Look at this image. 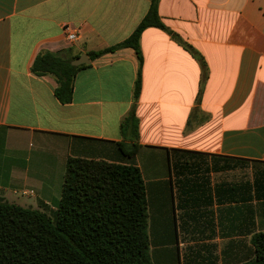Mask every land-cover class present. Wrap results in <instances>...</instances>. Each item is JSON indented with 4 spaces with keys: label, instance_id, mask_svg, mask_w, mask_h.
<instances>
[{
    "label": "crops",
    "instance_id": "obj_1",
    "mask_svg": "<svg viewBox=\"0 0 264 264\" xmlns=\"http://www.w3.org/2000/svg\"><path fill=\"white\" fill-rule=\"evenodd\" d=\"M151 3L0 0V198L53 214L70 156L134 165L153 264H246L264 232V0H159L164 24L201 59L148 27L136 102L131 47L81 68L69 103L55 75L32 71L42 51L124 41ZM66 24L79 40L68 41ZM134 104L138 139L122 129Z\"/></svg>",
    "mask_w": 264,
    "mask_h": 264
},
{
    "label": "trees",
    "instance_id": "obj_2",
    "mask_svg": "<svg viewBox=\"0 0 264 264\" xmlns=\"http://www.w3.org/2000/svg\"><path fill=\"white\" fill-rule=\"evenodd\" d=\"M148 27L167 31L201 59L190 44L164 24L159 0H152L148 13L127 39L88 53L94 60L124 47L136 51L140 68L135 102L142 88L141 37ZM66 52L42 51L32 66L37 75H55V95L62 103L71 102L76 74L87 66L72 65V60L80 55L68 56ZM135 111L136 104L124 118L122 129L138 139ZM137 147L135 143L130 154ZM147 229L146 188L138 167L70 156L62 195L53 214L0 198V264H153ZM254 241L257 256L246 264H264V232L257 234Z\"/></svg>",
    "mask_w": 264,
    "mask_h": 264
},
{
    "label": "built area",
    "instance_id": "obj_3",
    "mask_svg": "<svg viewBox=\"0 0 264 264\" xmlns=\"http://www.w3.org/2000/svg\"><path fill=\"white\" fill-rule=\"evenodd\" d=\"M63 32L69 42L74 43L81 37V30L75 25L66 24L63 27Z\"/></svg>",
    "mask_w": 264,
    "mask_h": 264
},
{
    "label": "water",
    "instance_id": "obj_4",
    "mask_svg": "<svg viewBox=\"0 0 264 264\" xmlns=\"http://www.w3.org/2000/svg\"><path fill=\"white\" fill-rule=\"evenodd\" d=\"M91 58L87 53H82L80 56L72 60V65L79 66L82 64H90Z\"/></svg>",
    "mask_w": 264,
    "mask_h": 264
},
{
    "label": "rangeland",
    "instance_id": "obj_5",
    "mask_svg": "<svg viewBox=\"0 0 264 264\" xmlns=\"http://www.w3.org/2000/svg\"><path fill=\"white\" fill-rule=\"evenodd\" d=\"M51 214V213H50Z\"/></svg>",
    "mask_w": 264,
    "mask_h": 264
}]
</instances>
